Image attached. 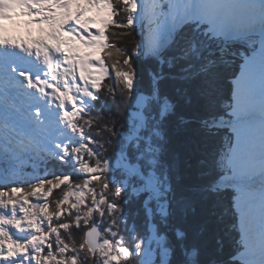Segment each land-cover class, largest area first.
I'll return each mask as SVG.
<instances>
[{
  "label": "snow or ice",
  "instance_id": "1",
  "mask_svg": "<svg viewBox=\"0 0 264 264\" xmlns=\"http://www.w3.org/2000/svg\"><path fill=\"white\" fill-rule=\"evenodd\" d=\"M179 3L23 0L25 10L4 20L0 31V180L4 181L0 183V264H157L158 260L166 264L164 257L156 255L161 240L157 216L166 225L177 211L184 220L197 212L192 197L182 196L178 207L173 206L175 192L167 164L163 197L158 190L152 195L157 182L148 179L158 175L156 168L162 163L156 142L164 140L159 125L175 114L177 101L165 94L159 104L153 116L158 125L146 137L154 158L147 172L141 168L137 174L126 170L127 161L122 164L118 158L114 162L98 153L99 142L90 130L93 120L86 118L90 105L85 98L89 102L99 99L108 79L122 84L129 93L136 91V62H162L187 27L173 24L165 28L159 21L165 9L174 11ZM145 21L156 23V28L145 32ZM114 28L138 39L130 49H121L110 42ZM33 56L35 60L29 59ZM176 60V65L169 63L168 67L177 68L172 79L185 85L186 103L206 102L211 96L212 76L211 68L201 63L203 51L193 44ZM162 79L153 78V96L137 94L141 111L133 115L140 121L138 132L147 129L143 110L149 107V100L160 98ZM9 109L16 114L15 122H9L10 114L6 116ZM196 122L183 121L185 125ZM198 124L200 132L214 126L207 116ZM9 133L18 138L13 141ZM29 169L39 172L30 174L31 183L17 179ZM138 175L140 185L136 186ZM215 185L213 180L197 187V197L209 201V193L220 191ZM232 191L236 193L233 200L242 197L239 186ZM57 192L59 196L52 199ZM142 194L146 199L140 231L137 226L129 228L126 206L130 195ZM23 233L27 235H18ZM73 233L79 234V241L69 240ZM121 233L127 240L117 239ZM176 235L186 237L187 233L177 231ZM164 248L167 251L166 243ZM245 248L249 250L250 244ZM193 264H199L198 257Z\"/></svg>",
  "mask_w": 264,
  "mask_h": 264
},
{
  "label": "trees",
  "instance_id": "2",
  "mask_svg": "<svg viewBox=\"0 0 264 264\" xmlns=\"http://www.w3.org/2000/svg\"><path fill=\"white\" fill-rule=\"evenodd\" d=\"M123 15L121 13V16ZM185 24L187 27L179 34L172 50L161 58L162 62L156 60L136 62L135 92L129 93L122 84H118L114 79H108L99 93V99L89 102L90 106L85 110L86 118L93 120L90 130L99 142L97 151L101 156L111 157L114 160L119 154H123L128 164L137 166L139 172L141 168L147 172L148 165L154 158V149L149 151L151 145L146 137L158 125V121L153 119V116L158 113L159 104L163 102L165 94L177 101L175 114L159 125L164 140L156 142L160 144L162 163L156 168L158 175L150 176L160 180L162 189L166 188L164 165L167 164V174L171 178L175 192V199L169 196L173 206L178 207L179 199L182 196H188L196 202L197 212L190 213L188 219L184 220L177 211L175 216L169 218L166 225L160 223L161 218L157 216L159 233L167 247L171 249L170 264H188L190 258L193 261L197 257L199 264H247L246 260L238 255L243 250V233L238 223V211L233 206V197L236 193L231 187L221 189L216 186L220 178L230 172L227 159L235 134L230 126L216 123L222 118L230 119V110L235 101V80L241 74L246 58L257 51L259 43L255 36L249 35H239L225 40L219 35H213L207 29V25L198 20H188ZM144 31H147L146 26ZM125 32L126 30L114 28L110 42L121 49L123 47L130 49L138 37L127 36ZM193 44L203 51L201 63L211 68L212 87L211 96L206 102H194L188 105L183 91L185 85L178 79H172V76L177 73V68L175 66L169 68L168 65L169 63L176 65V56L182 52L186 54ZM114 59L119 57L114 56ZM110 63L112 61H109ZM160 76L164 77L159 82L160 98L148 101L149 107L143 110L147 129L138 132L131 120L132 113L137 111L139 102L137 94L153 96V78ZM203 116L209 117L214 125L207 132L198 130V120ZM185 120L197 122L185 125L183 123ZM85 127L87 128V125ZM112 128H115V131H110ZM201 160L203 163L199 162ZM27 172L39 175L35 169H29ZM27 176L25 174L23 180L31 183ZM213 180L216 181L215 186L220 191L216 194L209 193L207 202L200 200L195 189L201 185L210 184ZM27 183L23 186L27 187ZM134 184L140 185L139 175ZM129 193H131V187ZM58 196L59 192L52 199ZM144 199L146 194L139 197L129 196L126 206L128 216L131 217L129 228L137 226L140 231H143ZM153 208L155 210V205ZM213 211L215 215H211ZM177 231L186 232L187 236H177ZM65 238L68 239L67 236ZM79 238L78 233H73L69 240L79 241ZM117 239L127 240V236L121 233ZM156 253L158 256L159 250ZM129 264H135V262L129 261Z\"/></svg>",
  "mask_w": 264,
  "mask_h": 264
},
{
  "label": "rangeland",
  "instance_id": "3",
  "mask_svg": "<svg viewBox=\"0 0 264 264\" xmlns=\"http://www.w3.org/2000/svg\"><path fill=\"white\" fill-rule=\"evenodd\" d=\"M207 1L208 0H180L178 7L174 11L165 9V15L161 16L159 21L163 22L165 28H167L173 24L178 26L179 24L184 23L188 17H197L199 20H206V23L210 24L209 31L213 34L222 33L225 37H232L240 32H249V34L255 35L257 37L259 49L256 51L255 55L246 59L241 74L234 83V109L231 111L232 118L230 120H226V123L233 127L235 140L230 150V174L223 177L222 184L232 188L234 186H239V188L242 190V197H237L234 202L239 211V221L242 225V231L244 233V246L246 244H250V249L246 250L245 248L244 251L239 253V257L246 259L248 261L247 264H264V241H260L264 228V201H262L264 198V177L262 178V175L253 176L249 174L248 171L252 169L246 170L244 174L235 175L240 162L243 164H241L242 166H240L239 169L244 167V164L247 162H252L255 164L257 161H260V159H263L264 155L258 150H256L257 152H253V146H250L256 141V133L259 132V135H261V132L263 131L262 127L264 125V109L262 106L256 104L257 107L262 109H257V112L253 111L249 113L245 112L244 110L253 100L255 101L258 99L257 101H260L259 98L264 99V14L263 17L254 16L252 18H246L240 24L235 25L237 27L236 30L234 28H230L231 30H229L228 28L231 19L230 16L227 15L225 18L218 20L216 15L217 11L215 10L216 8L211 10V13L209 12L207 14L205 12H199L202 5ZM212 2L215 7L218 5V0H211V3ZM256 15H260V13ZM144 23L147 30L148 28H156L157 26L156 23L148 24L147 21ZM257 23H261L259 28H256L258 27ZM85 100L86 103L89 102L87 101V98H85ZM140 103L141 102L139 101L137 111L133 112L131 116L132 125L135 129H137L140 122L139 118L134 117L133 114L141 111ZM9 114L12 116V119L9 122H15L16 114L12 113L11 109L6 112V116ZM224 123L225 122H220L218 125H222ZM19 126L20 125H17V127ZM9 135L12 137L13 141L18 138L15 133H9ZM234 145L236 146L235 149H238L236 156H233L235 152L233 151ZM245 145L248 147L243 148ZM118 158L122 164L126 162L125 156L123 154H119L113 161L115 162V160ZM32 163L37 164L38 161H33ZM126 170H131L139 174L138 167L134 164H128V168ZM262 173H264V168ZM25 174L30 176V172L25 171V173L22 176L17 177V179L23 180ZM148 179L157 182L154 186L152 195H156V190L159 191L160 196L164 195L163 190L165 187L163 189L161 188L160 180L152 176H149ZM247 196H249L254 201L249 203L247 201ZM239 199L241 200V205L239 203ZM18 235L24 236L27 235V233ZM164 245L165 240L163 237H161L160 246L156 248V251L159 250L158 256L164 257V260L167 264V261L171 256V249L167 247L166 251ZM157 264H160L159 260L157 261ZM188 264H193L191 258Z\"/></svg>",
  "mask_w": 264,
  "mask_h": 264
},
{
  "label": "bare ground",
  "instance_id": "4",
  "mask_svg": "<svg viewBox=\"0 0 264 264\" xmlns=\"http://www.w3.org/2000/svg\"><path fill=\"white\" fill-rule=\"evenodd\" d=\"M211 0H208L206 3H204L200 9L199 12H205L206 14L209 13L211 10L215 9L216 11H219L222 7V10L219 11V14H221V12L223 14L221 15H228L231 18H233V22L237 23V22H242L245 18L249 17L250 15L255 13V6H256V0H218V5H216V7L213 5V2L211 3ZM218 6V7H217ZM220 6V7H219ZM20 14L22 13V11H24L25 9L22 7ZM224 11V12H223ZM211 13V12H210ZM19 15V14H18ZM16 15V16H18ZM16 16H12L9 18H13ZM191 18V17H190ZM8 19V18H7ZM3 30V24L0 25V31ZM18 34H23V33H18ZM35 34V33H34ZM33 51V50H32ZM258 100V99H257ZM257 100H253L249 105H247V109H245V112H251V111H258L261 110L262 108L264 109V99L259 98L260 101ZM262 106V108L260 109L259 107H257V105ZM258 109V110H257ZM264 127V125H263ZM262 127V132L261 135H259V132L256 133L255 137H256V141L254 143H252L250 146H253L254 150L253 152H257L256 150H258L259 152L264 154V128ZM260 128V127H259ZM260 131V130H259ZM166 132V131H165ZM14 137V136H13ZM251 143V142H250ZM248 146L245 145L243 146V148H247ZM247 150V149H246ZM234 155H237V151L238 149H234ZM260 159V158H259ZM258 160V159H257ZM240 165L237 167V172L238 170H248V169H252V168H257V171L254 175H262V178L264 177V173H262V166H260V164H264V155H263V159H260V161H257L255 164L252 162H247L244 164V167L240 168V166H242L241 164H243L242 162L239 163ZM247 164V165H246ZM238 165V164H237ZM249 165V166H248ZM192 167V165H191ZM198 168V167H197ZM195 171V170H194ZM259 172V173H258ZM243 174V173H242ZM253 175V176H254ZM206 177V176H205ZM200 179V178H199ZM241 200L239 199V203L241 205ZM247 201L250 203L251 201H254L253 199H251L249 196H247ZM264 201V198L263 200ZM260 201V202H262ZM252 203V202H251ZM223 204V203H222ZM238 204V203H237ZM139 206V205H138ZM186 224V223H185ZM201 229V228H200ZM209 239V238H207ZM214 239V238H213ZM216 239V238H215ZM206 240V239H205ZM175 241V240H174ZM208 241V240H206ZM260 241L263 242L264 241V228L262 231V236L260 238ZM178 242V241H177ZM202 252V251H201ZM180 253V252H179ZM181 257V256H180ZM180 264V263H179Z\"/></svg>",
  "mask_w": 264,
  "mask_h": 264
},
{
  "label": "water",
  "instance_id": "5",
  "mask_svg": "<svg viewBox=\"0 0 264 264\" xmlns=\"http://www.w3.org/2000/svg\"><path fill=\"white\" fill-rule=\"evenodd\" d=\"M4 182L3 180H0V183Z\"/></svg>",
  "mask_w": 264,
  "mask_h": 264
}]
</instances>
